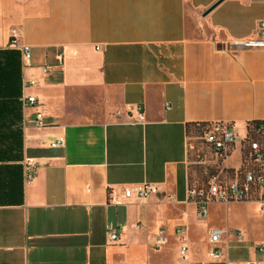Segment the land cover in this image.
Wrapping results in <instances>:
<instances>
[{
    "label": "crops",
    "instance_id": "obj_1",
    "mask_svg": "<svg viewBox=\"0 0 264 264\" xmlns=\"http://www.w3.org/2000/svg\"><path fill=\"white\" fill-rule=\"evenodd\" d=\"M217 1L0 0V264L264 261V235L252 240L245 225L227 226L242 241L229 234L209 260L208 230L221 228L206 227L188 199L191 125L224 123L241 140L264 121V53L228 48L255 35L264 0H223L204 16ZM240 165L237 142L220 167ZM140 183L157 193L125 202L121 189ZM240 204L258 217L257 203ZM159 229L167 243L155 249Z\"/></svg>",
    "mask_w": 264,
    "mask_h": 264
},
{
    "label": "built area",
    "instance_id": "obj_2",
    "mask_svg": "<svg viewBox=\"0 0 264 264\" xmlns=\"http://www.w3.org/2000/svg\"><path fill=\"white\" fill-rule=\"evenodd\" d=\"M13 41L10 45L15 46V35L12 33ZM228 48L232 50H259L264 53V22H260L254 36L232 41L228 44ZM22 59L28 61L30 59V48L23 46L20 49ZM40 83L37 81H30L25 84V87L38 86ZM24 107H35L36 99L34 97L23 98ZM139 119H143V115L139 114ZM33 126L36 129L44 127V116L37 112L33 121ZM241 140L238 139L237 133L233 131L229 125L224 123H212L208 128L202 131L201 139L207 148V155L215 164L225 162L234 150L237 142H240V160L242 166V146L245 144V162L241 172V179L238 173L235 174V179L231 183L222 182L219 177H212L209 181L206 191L200 189L197 193L188 191V196L195 197L198 194L202 197L201 200L195 202L197 207V218L201 221H206L207 218V204L210 202L229 204V203H242L254 201L257 203L259 210L264 211V121H261L258 126L251 131V135ZM48 145L51 148H57L62 145V142L57 139L48 140ZM26 166L33 167L32 160L26 161ZM157 186L152 183H140L130 186H125L121 189L122 197L125 202L139 201L145 202L151 196L157 193ZM175 234L179 241V255L183 261L188 260V245L183 232L180 228L175 230ZM229 234L235 238L237 242L242 241V235L235 231H228L227 229L211 228L207 234V258L211 261L217 262L222 255L221 244L224 238ZM113 243L119 240L118 234L113 233L110 235ZM167 243L166 232L164 229H159L152 239V247L155 249L165 246ZM255 251L259 256L264 255V241L255 247ZM250 264H264L262 259H254Z\"/></svg>",
    "mask_w": 264,
    "mask_h": 264
},
{
    "label": "rangeland",
    "instance_id": "obj_3",
    "mask_svg": "<svg viewBox=\"0 0 264 264\" xmlns=\"http://www.w3.org/2000/svg\"><path fill=\"white\" fill-rule=\"evenodd\" d=\"M205 158V164L204 168H197L198 166H195V170H192L191 174V183L193 185L197 184L198 182L202 181V176L205 174H208V170L206 166H215V168L218 173L217 177L222 182L225 183H231L234 181L235 176L231 175L229 172L228 174H222L220 175V170L222 169L220 167V163L215 164L213 160H211L210 156L207 155V153L204 155ZM238 160V152L235 151L231 159L228 161L229 165H235L237 164ZM243 167L246 165V162L244 158L242 159ZM194 167V166H193ZM232 168L233 166H229ZM235 171V169L233 170ZM219 175V176H218ZM239 179H241V175H239ZM254 202V201H249ZM247 203V202H242ZM257 208L256 205H246V204H231V205H225V204H219L215 202H210L207 204V218H206V227L207 225L213 226V227H219L221 229H226L227 226L233 227V226H242L245 225L248 229H250V236L251 239L256 241L262 239L264 235V211H261L258 209L257 216H255V209ZM232 232H235L233 230ZM198 241V239L196 240ZM174 246H177V242H173Z\"/></svg>",
    "mask_w": 264,
    "mask_h": 264
},
{
    "label": "trees",
    "instance_id": "obj_4",
    "mask_svg": "<svg viewBox=\"0 0 264 264\" xmlns=\"http://www.w3.org/2000/svg\"><path fill=\"white\" fill-rule=\"evenodd\" d=\"M0 55L1 56L5 55L4 57L7 58L8 51H6L4 53H0ZM260 122L261 121H253V122H251V123H249L247 125V130L246 131H247V134H248L247 135L248 138L251 135L252 129L256 128ZM191 126H192V129H193V133L191 135H189V137L192 140L194 147H193V149L191 151V163H190V166H189V168H190V173L189 174L190 175H189L188 191L190 192V191L194 190L197 193L200 189H203L204 191L207 190L210 179L212 177L217 176L218 171L215 169V168H217L215 166H206L207 170H208V174H205L204 176H202V181L198 182L195 185H193L191 183L190 178L192 176V174H191L192 170H195L194 169L195 166H198L197 168H202L204 166V164H205L204 155L207 153L206 152L207 148H206L204 142L201 139V133H202L203 130L208 128L210 126V124H208V123H197V124H192ZM245 153H246V147H245V144H243V146H242V156H243L244 159H245ZM233 170H234V168H222L220 170V175L228 174L229 172L231 173L232 177H233V175L235 176L236 173H238V175H241V172L243 171V164L238 169H235V171H233ZM188 199L190 201H192V202H197V201L201 200L202 197H200L198 194H196L195 197L188 196Z\"/></svg>",
    "mask_w": 264,
    "mask_h": 264
},
{
    "label": "water",
    "instance_id": "obj_5",
    "mask_svg": "<svg viewBox=\"0 0 264 264\" xmlns=\"http://www.w3.org/2000/svg\"><path fill=\"white\" fill-rule=\"evenodd\" d=\"M223 0H218L216 3H214L211 7H209L205 13L204 16L207 15L210 11H212L218 4H220Z\"/></svg>",
    "mask_w": 264,
    "mask_h": 264
}]
</instances>
